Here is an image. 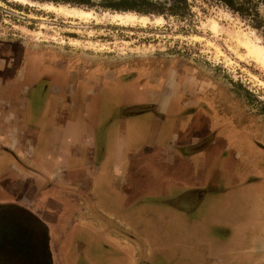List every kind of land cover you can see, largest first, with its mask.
Listing matches in <instances>:
<instances>
[{"label":"crops","instance_id":"crops-1","mask_svg":"<svg viewBox=\"0 0 264 264\" xmlns=\"http://www.w3.org/2000/svg\"><path fill=\"white\" fill-rule=\"evenodd\" d=\"M39 55L0 53V204L28 208L52 236L83 219L70 252L98 258L82 264H221L247 246L233 203L258 186L213 124L204 131L215 98L187 116L176 60ZM91 200L106 203L100 221L76 209Z\"/></svg>","mask_w":264,"mask_h":264},{"label":"rangeland","instance_id":"rangeland-1","mask_svg":"<svg viewBox=\"0 0 264 264\" xmlns=\"http://www.w3.org/2000/svg\"><path fill=\"white\" fill-rule=\"evenodd\" d=\"M83 1L89 5L78 6ZM121 1L0 0V53L21 51L32 57L83 53L95 61L97 58L128 61L135 56L160 53L187 68L197 80L217 84L219 94L221 88L227 89L230 98L247 114L243 124H249V129L260 136L259 140L264 138V68L237 41V36L248 35L254 41L259 40L264 48V40L256 31L206 0H188L190 12L186 17L145 16L107 7L122 6ZM149 1L158 4L160 0ZM50 5L92 12L94 17L88 22L67 18L48 11L46 7ZM121 15L137 16V21L122 24L117 19ZM213 21L219 24L218 33L212 30ZM35 69V65L28 67L30 72ZM245 143L237 148L245 154L243 161L253 152ZM235 146L233 143L231 150L236 157ZM253 187L245 191L243 207L239 202L233 203V212L243 218V222L237 219L235 229L249 237L246 245L257 246L249 252L247 246L236 242L231 256H220L221 264H250L251 260L253 264H264V244L255 243L257 237H264V189L259 187L258 191Z\"/></svg>","mask_w":264,"mask_h":264},{"label":"flooded vegetation","instance_id":"flooded-vegetation-1","mask_svg":"<svg viewBox=\"0 0 264 264\" xmlns=\"http://www.w3.org/2000/svg\"><path fill=\"white\" fill-rule=\"evenodd\" d=\"M179 66L185 75L183 82L189 88L184 96L190 105L187 116H192V114L195 115L198 111H202L203 106H206L207 99L215 98L217 102L215 104L212 103V107L207 108L208 117H206V114L201 115V120L208 121L205 123L206 129L204 131L207 130L208 132V123H212L211 136L218 141L220 146L225 145L224 147L230 151L233 143L236 145L235 149L239 148L242 142H246L245 145L249 144L253 152L246 156L245 171L250 172V181L258 186V191H260L259 187L264 189V144L262 143L264 138L262 140L260 138V141L258 139L260 136H256V131L250 130L249 124H243L246 121L244 117L247 114L240 110V105L235 99L230 98V93L227 92V89L221 88V93L219 94L217 84L204 82L200 79L197 80L187 68ZM200 100L204 101L199 102ZM236 151V154L240 153L243 157L245 156L240 149ZM90 198L96 199L98 196ZM93 201H87L85 205L82 202L75 203L76 209L81 211L82 207H86L88 210L90 208L92 209V214L97 216L93 222L95 220L100 221L97 206L101 205L104 208L106 203ZM68 207L63 206L61 210L71 209ZM81 222L84 223L85 221L80 219L78 223L74 222V225L67 227L68 232H66L67 229L66 231L63 229V232L60 231L58 236H52L49 225L34 215L28 208L15 203L0 204V264H72V262L82 264V254L84 253L91 259L98 258L96 252L91 251L89 253V251H84L83 249L80 251L75 249L73 254L70 252L69 247L72 244L71 242L74 241L75 235L79 234L81 236L80 233L84 232L76 229V226L82 228ZM107 223L111 225V221L107 220ZM255 243L259 246L263 245L264 237H257Z\"/></svg>","mask_w":264,"mask_h":264},{"label":"trees","instance_id":"trees-1","mask_svg":"<svg viewBox=\"0 0 264 264\" xmlns=\"http://www.w3.org/2000/svg\"><path fill=\"white\" fill-rule=\"evenodd\" d=\"M210 4L222 7L233 16L238 17L264 40V0H206ZM122 6H107L118 12H137L147 15H172L186 17L189 12L188 0H160L153 4L149 0H122ZM89 5L87 1L78 6Z\"/></svg>","mask_w":264,"mask_h":264},{"label":"bare ground","instance_id":"bare-ground-1","mask_svg":"<svg viewBox=\"0 0 264 264\" xmlns=\"http://www.w3.org/2000/svg\"><path fill=\"white\" fill-rule=\"evenodd\" d=\"M22 3H25V0H16ZM46 9L50 12H56L58 14H62L66 16L67 18L75 19V20H83L88 22L93 19L94 14L92 12H86L82 10L77 9H69L66 7H56L54 5L47 6ZM117 19L122 24H133L137 21V16L128 15L126 17L118 16ZM212 30L215 33H218L219 24L216 21L212 22ZM238 43L246 49L247 55L251 58H253L256 62L262 65L264 68V48L263 45L259 40L254 41L251 37L248 35H242V38L240 36H237Z\"/></svg>","mask_w":264,"mask_h":264}]
</instances>
